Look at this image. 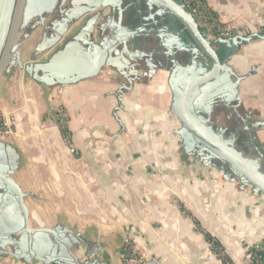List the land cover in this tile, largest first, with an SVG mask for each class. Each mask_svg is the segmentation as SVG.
<instances>
[{"label":"crops","instance_id":"1","mask_svg":"<svg viewBox=\"0 0 264 264\" xmlns=\"http://www.w3.org/2000/svg\"><path fill=\"white\" fill-rule=\"evenodd\" d=\"M205 2L231 31L222 45L216 43L219 50H233L234 35L264 34V0ZM95 13H101L96 27L106 21L114 31L126 29L106 7L80 17L73 30ZM58 19L41 24L52 27L45 37H52ZM150 24L146 19L142 28L149 32L128 46L137 60V81L124 91L121 110H116V92L124 80L115 81L107 67L93 78L52 88L20 71L14 90L6 86L18 104L10 107L0 99V116L15 120L9 143L20 158L10 177L23 195L28 228L54 232L70 246L73 259L57 250L53 262L41 254L26 263L0 258V264H122L124 243L162 264H224L199 229L218 242L230 264H244L247 249H264V196L189 159L169 110L167 73L156 65L162 51L155 50L159 36L153 34L159 32ZM93 39L99 40L96 30ZM27 54L20 50L22 63L39 62H24ZM221 78L236 81L238 113L264 121V40L240 45ZM56 107L64 109L67 139L49 120ZM43 115L49 118L40 129ZM257 136L264 149V128Z\"/></svg>","mask_w":264,"mask_h":264},{"label":"water","instance_id":"2","mask_svg":"<svg viewBox=\"0 0 264 264\" xmlns=\"http://www.w3.org/2000/svg\"><path fill=\"white\" fill-rule=\"evenodd\" d=\"M15 1L0 0V57L7 39ZM154 1L179 23L181 32H185L196 48L210 60L208 70L202 76L191 79L182 90L177 88L178 78L173 74L167 80V88L171 93L169 110L180 126L186 152L192 157L199 155L200 152L205 153L201 157L205 166H212L213 162L217 161L220 165L226 166L231 180L237 181L242 188L249 187L253 192L264 196V153L255 136V132L264 128V121L247 124L246 120L249 118L238 113L240 99L236 91V81L221 78L219 74L225 72V61L219 62L215 51L204 39V34L199 31L192 17L181 5V0ZM81 3L82 7L72 10L71 15L65 13L67 19L61 18L56 23L54 35L36 46L34 57L60 44L69 28L80 17L106 7L119 9L118 0H82ZM100 14L95 13L90 17L77 34L65 41L62 47L54 51L44 62L22 63L17 45H14L11 49L10 65L19 69L33 82L48 88L74 85L97 76L101 68L107 67L124 80V84L120 85L116 92L118 102L116 110H121V97L124 91L131 89L133 82L137 81V60L129 53L128 46L133 48L137 44L134 37L149 31L144 28L114 31L109 25L110 22L106 21L105 25L96 27L95 22ZM95 30L99 35L98 41L93 39ZM152 31L160 32L154 29ZM253 39L264 40V34L251 33L243 37L234 35L231 38L233 50L230 57L238 51L240 45ZM216 41L213 43H221L223 40ZM120 62H124V65H120ZM122 69L126 72H121ZM216 95L221 99V107L231 110L227 118L233 114L241 122V128L248 137V143L245 145L248 154L236 148L237 129L229 134L225 128L213 129L211 113L214 106H219L214 101ZM113 116L121 125L115 112ZM11 174L12 169L0 172V258L10 257L26 263L32 259H39L42 254L53 262L55 251L63 250L73 259L70 246L54 232L28 228L23 195L11 179Z\"/></svg>","mask_w":264,"mask_h":264},{"label":"flooded vegetation","instance_id":"3","mask_svg":"<svg viewBox=\"0 0 264 264\" xmlns=\"http://www.w3.org/2000/svg\"><path fill=\"white\" fill-rule=\"evenodd\" d=\"M77 3L78 0H36L35 13H37L39 17V23L47 25L51 19L59 18L58 21H60L61 18L67 19L65 13L71 15L72 10L80 7L77 6ZM181 5H183V0H181ZM118 16L121 18L122 26L127 30L134 31L142 28L146 19L151 23L150 25L152 26V29L160 30L159 33L153 34L154 36H161V39L155 37L157 38V41L154 43L155 50L162 51V53L157 56L158 63L156 65L167 73L165 80L166 85L169 76L173 74L175 78H178V81L176 82L177 88L182 90L191 79H196L202 76L208 70L210 66L209 58L196 48L188 35L185 32H181V26L179 23L154 0H120V9L114 8V18L117 19ZM90 17L92 16L89 15L86 18V21L90 19ZM48 18L50 20L46 22ZM52 25L53 24L51 23L50 26ZM56 25L53 26L52 36L55 33L54 30L56 29ZM83 25L77 26L75 30H73L74 27L72 25L67 31L69 33H66L67 36L65 34L61 43L57 46L61 48L63 43L73 35L77 34ZM51 29L52 27L44 26L42 31V37H44V39L42 38L43 41H46L51 37H45L49 31L52 32ZM204 39L209 42L210 46L215 51L219 62L222 63L225 61L226 65V60L230 57L231 51H221L218 49L217 45L213 43L214 41L208 40L205 36ZM56 47H54V49ZM223 74L224 73L221 72L219 75L221 76ZM119 77L122 79L120 75ZM181 77H184V79ZM219 89H221V87H219ZM214 101L215 103H218L216 105L219 106H214L215 110L212 111L213 114L211 113L213 129L218 128V126L215 125L217 116L214 115V113L216 109H220V116L224 118L225 121H231V125H225L224 127L219 128H225L227 134L233 133L237 129L236 148L242 149L243 153L248 154V148L245 146L248 143V137L245 131L241 128V122L236 119L233 114L227 118V115L231 110H226L221 107V99L218 95L215 96ZM246 122L248 124L253 121L247 119ZM16 159H18L17 151L8 145L0 143V172H7Z\"/></svg>","mask_w":264,"mask_h":264},{"label":"rangeland","instance_id":"4","mask_svg":"<svg viewBox=\"0 0 264 264\" xmlns=\"http://www.w3.org/2000/svg\"><path fill=\"white\" fill-rule=\"evenodd\" d=\"M16 1H15L16 6H14L13 14L11 17V23H10L9 31L7 34V39H6L5 46L3 48V51L0 57V80L2 82V84L0 85V99H2V101L10 107L16 106L18 102L17 101L15 102V100L10 99L6 86L8 85L10 88L14 90L16 86H15V82L13 79L20 72L19 69L12 67L10 65V62L12 60V54H11L12 47L14 45H17L19 52L20 50H24V51L28 50V54L23 57L24 62L32 58L36 61L44 62L51 55L49 54L50 51H52L50 50L48 54H42L40 56L34 57L33 53L35 51L36 46L38 45L37 43L38 40L42 39V31H43V28L41 27V23H39L40 22L39 17L37 13H35L36 0H16ZM15 8H16V11H15ZM43 18H44V15H43ZM109 70L111 71V69ZM113 73L114 74L111 77L115 81L121 80L119 75H117L114 71ZM25 77L27 76L25 75ZM53 111L54 109L50 111V114ZM219 113H221L220 109H216L214 115H216L218 119L216 118L215 125H217L218 127H224L225 125L230 126L231 121H225V119L222 118ZM48 118L49 116L43 115V119L40 124V129H44L45 127L44 122L47 123ZM13 130L14 129H12V131ZM255 135H256V140L259 146L261 147V150L263 151L264 149L262 147V144L258 140L257 132ZM9 136L10 135L4 136V137L0 136V143L8 145L11 148L15 149L14 146L9 143L10 141ZM204 155L205 153L200 152L199 155H194L193 157H189V159H191V161H195L197 163L203 164L201 157ZM18 158H20L19 155H18ZM208 168H211V169L213 168L214 170L221 172L222 174H226V175L229 174L226 166L220 165L217 161H214L213 165Z\"/></svg>","mask_w":264,"mask_h":264},{"label":"built area","instance_id":"5","mask_svg":"<svg viewBox=\"0 0 264 264\" xmlns=\"http://www.w3.org/2000/svg\"><path fill=\"white\" fill-rule=\"evenodd\" d=\"M185 11L192 17L197 28L204 34L207 39H227L231 36V31L226 26L222 25L217 15L206 4L205 0H183ZM50 122L59 130L66 128V116L64 109L56 107L49 118ZM15 128L14 119H6L0 117V136L4 137L13 133ZM120 258L122 264H162L160 261L153 258H145L136 253L129 243H124ZM264 249L253 248L247 249L245 252L244 264H263ZM230 264V263H224Z\"/></svg>","mask_w":264,"mask_h":264},{"label":"trees","instance_id":"6","mask_svg":"<svg viewBox=\"0 0 264 264\" xmlns=\"http://www.w3.org/2000/svg\"><path fill=\"white\" fill-rule=\"evenodd\" d=\"M60 132H61V135L67 139V131H66V128L65 129H60ZM195 226L199 229V225L197 224V222H195ZM199 231L201 232V234L203 235L205 241L207 243L210 244L211 246V249L214 253V255L219 258L223 263H229L227 258L224 256V254L222 253V250H221V247L220 245L218 244L217 241H215L208 233H206L205 231L203 230H200ZM122 248V247H121ZM122 262V261H121ZM263 263H264V260H263Z\"/></svg>","mask_w":264,"mask_h":264},{"label":"bare ground","instance_id":"7","mask_svg":"<svg viewBox=\"0 0 264 264\" xmlns=\"http://www.w3.org/2000/svg\"><path fill=\"white\" fill-rule=\"evenodd\" d=\"M16 2H18V1H16ZM16 6V5H15ZM17 8V7H16ZM16 8H15V11H16Z\"/></svg>","mask_w":264,"mask_h":264}]
</instances>
